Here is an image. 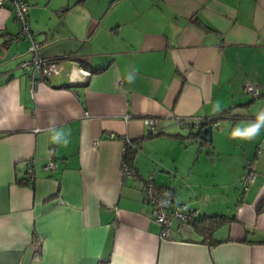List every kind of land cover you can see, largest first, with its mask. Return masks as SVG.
Instances as JSON below:
<instances>
[{
  "label": "crops",
  "instance_id": "1",
  "mask_svg": "<svg viewBox=\"0 0 264 264\" xmlns=\"http://www.w3.org/2000/svg\"><path fill=\"white\" fill-rule=\"evenodd\" d=\"M52 1L27 18L62 70L34 88L28 42L0 6V264H264V0ZM225 111L211 140L181 124ZM256 124L254 138L234 134ZM150 176L195 212L172 239L143 202ZM206 215L228 220L207 235L193 225Z\"/></svg>",
  "mask_w": 264,
  "mask_h": 264
},
{
  "label": "built area",
  "instance_id": "2",
  "mask_svg": "<svg viewBox=\"0 0 264 264\" xmlns=\"http://www.w3.org/2000/svg\"><path fill=\"white\" fill-rule=\"evenodd\" d=\"M27 0H0V6L8 5L12 8L14 16L20 23V29L15 36L16 40H26L28 42V53L31 54L29 59L22 61L20 64L23 68L27 69L33 88L36 86L39 79L47 80L51 75L60 74L62 67L56 60L43 57L39 52L41 43L36 40V34L30 28L27 15L30 11V5ZM244 93H247L252 98L258 97L261 92L258 84L254 81H247L243 87ZM214 116L210 117H189L181 119L182 125H187L192 132L200 131L204 124L213 121ZM218 117V115L216 116ZM148 129L151 134L158 133L156 127L157 121L154 118L148 119ZM112 136V135H111ZM124 157L122 158L121 166V179L124 182L130 177H134V168L127 163L125 156L127 154L128 146H132V140L129 138L124 139ZM96 144V143H95ZM27 171L29 173V182L32 184L35 179V163L33 161L27 162ZM58 167L57 162L51 158L45 164L46 170H54ZM254 174L250 173L245 179V184L248 186L253 182ZM153 176H150L141 182V191L143 202L152 208V220L157 222L162 227L161 237L164 239H172L173 237V224L174 221H179L181 226H185L192 221L195 216L193 211H184L180 206L174 205V194L170 190H165L158 183Z\"/></svg>",
  "mask_w": 264,
  "mask_h": 264
},
{
  "label": "trees",
  "instance_id": "3",
  "mask_svg": "<svg viewBox=\"0 0 264 264\" xmlns=\"http://www.w3.org/2000/svg\"><path fill=\"white\" fill-rule=\"evenodd\" d=\"M78 63H81V65L83 67H85L86 69H89L91 70V73L92 72H99V71H104L105 67H102V68H94L90 63H88L86 60L84 59H80ZM224 114H228V111H225L223 114H220L218 115V117L214 116L212 119L213 121L210 122V123H206L204 124L205 125H210L216 121H218L220 118H222L224 116ZM156 134H159L156 133ZM199 134V132H198ZM150 135H154V134H151ZM135 152L133 151V149H131V147L128 146V149H127V154L125 156V159L127 160V163L131 165V160L134 156ZM132 166V165H131ZM260 205H259V210H262L264 207V198L261 202H259ZM228 220V217L226 215H206L204 217H201V219L199 220H195L193 222V225L196 227V229L204 234H212L216 229L218 228L220 225H222L223 223H225L226 221Z\"/></svg>",
  "mask_w": 264,
  "mask_h": 264
},
{
  "label": "clouds",
  "instance_id": "4",
  "mask_svg": "<svg viewBox=\"0 0 264 264\" xmlns=\"http://www.w3.org/2000/svg\"><path fill=\"white\" fill-rule=\"evenodd\" d=\"M262 125L261 124H256L252 127H250L249 129H247L246 131H236L234 134L238 137H242V138H247V139H251L254 138L255 135H257L259 133V129ZM63 138V134H57L55 137H53V139L56 142H60V140ZM68 141L66 139H64V143H67Z\"/></svg>",
  "mask_w": 264,
  "mask_h": 264
},
{
  "label": "rangeland",
  "instance_id": "5",
  "mask_svg": "<svg viewBox=\"0 0 264 264\" xmlns=\"http://www.w3.org/2000/svg\"><path fill=\"white\" fill-rule=\"evenodd\" d=\"M28 2V4L30 5V7L31 6H37V5H39L40 4V6H44V5H46L47 4V0H41V1H38V2H34V4H32V0H27ZM76 1H78V0H53L52 2H54L53 4H64V5H70V6H72V5H74L75 3H76ZM89 1V0H88ZM104 3L102 2V3H100V4H97V5H95V3H93L92 1H90V3L88 4V6H89V10H94V8L96 7V6H98V5H103ZM55 6V5H54ZM105 6V5H104ZM67 7V6H66Z\"/></svg>",
  "mask_w": 264,
  "mask_h": 264
},
{
  "label": "water",
  "instance_id": "6",
  "mask_svg": "<svg viewBox=\"0 0 264 264\" xmlns=\"http://www.w3.org/2000/svg\"><path fill=\"white\" fill-rule=\"evenodd\" d=\"M212 130H213L212 124L204 126L202 131H200L201 132V137L204 138V139L211 140L212 139V137H211Z\"/></svg>",
  "mask_w": 264,
  "mask_h": 264
}]
</instances>
